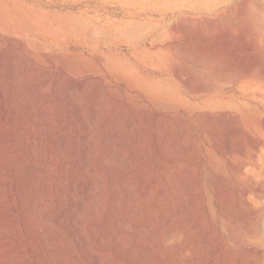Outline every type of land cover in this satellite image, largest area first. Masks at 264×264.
Masks as SVG:
<instances>
[{
    "label": "rangeland",
    "instance_id": "rangeland-1",
    "mask_svg": "<svg viewBox=\"0 0 264 264\" xmlns=\"http://www.w3.org/2000/svg\"><path fill=\"white\" fill-rule=\"evenodd\" d=\"M61 246L67 264H264V0H0V264Z\"/></svg>",
    "mask_w": 264,
    "mask_h": 264
},
{
    "label": "bare ground",
    "instance_id": "bare-ground-1",
    "mask_svg": "<svg viewBox=\"0 0 264 264\" xmlns=\"http://www.w3.org/2000/svg\"><path fill=\"white\" fill-rule=\"evenodd\" d=\"M77 150V151H76ZM75 152L76 153H78V148L76 149L75 148ZM70 165V164H69ZM96 165V164H95ZM97 167V166H96ZM95 167H93V169H94ZM68 172H76V173H80L81 172V167L80 166H78V165H72V166H70L69 168H68ZM20 183V182H19ZM18 183V184H19ZM22 184H24V183H22ZM23 186V185H22ZM25 186V185H24ZM76 188L77 190H78V192H79V194H88V193H90V191H91V186L90 185H83V184H81V183H74V184H72V188ZM26 188H29L30 190H32L33 191V189H34V186H32V185H29V186H27L26 185V187H25V189ZM104 188H107L108 190L110 189V185L108 184V183H105L104 184ZM28 189V190H29ZM48 189H49V185H48V182H45V183H43L42 185H41V187H40V190H41V192L42 193H44V194H47L48 193ZM70 192H67L66 193V196L69 198V200H70V202H74L73 201V198L71 197V193L69 194ZM15 196V195H14ZM17 198L19 199L18 200V204L17 205H11V204H6L5 206H7V208H9L10 209V211L11 212H13V213H19V218H17V221H18V227L19 226H22V228L21 229H23V230H25V231H27V232H31V231H35L36 230V226L32 223V221L33 220H31V218H32V216H34L36 213L35 212H33V211H35L34 209V206H35V204L37 203V200H36V203H35V199H37V198H32V197H29V198H27L26 200L25 199H23V198H25V197H23L22 198V196L21 195H18L17 196ZM111 202V198H109V197H107V199H106V203L107 204H109ZM75 204H77V203H73L72 204V206H73V208L76 206V208L77 209H80V210H82L83 209V207L80 205V204H78V205H75ZM71 205V204H70ZM106 212L108 211V209H106L105 210ZM42 217L45 219V220H48V218L50 219H52L55 223H56V225H57V227H58V230L60 231V232H65L66 231V228H65V226H64V220H63V218H60L59 216H53V217H50L49 215H48V211H45L43 214H42ZM50 219V220H51ZM16 229H18V228H16ZM15 229V230H16ZM21 229H19V230H21ZM18 231V230H17ZM32 233V232H31ZM50 236V235H49ZM55 236V235H54ZM54 236H52V239L54 238ZM51 237V236H50ZM40 243H41V245L43 244V243H45V242H43V241H40ZM69 244L73 247V250H80L79 248H80V244L78 243V241L76 240V239H72V240H69ZM12 245V244H11ZM71 247V248H72ZM59 252H60V255H59V257H61V262H60V264H67L66 263V261L65 260H63V257H64V255L66 254V252H67V250L65 249V248H63L62 246H61V248L59 247ZM26 252H28V253H31V252H33V250H32V247L31 246H27L26 247ZM1 259V258H0ZM2 262V261H1Z\"/></svg>",
    "mask_w": 264,
    "mask_h": 264
}]
</instances>
